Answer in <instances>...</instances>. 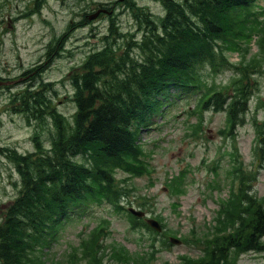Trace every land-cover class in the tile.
I'll return each mask as SVG.
<instances>
[{
  "label": "trees",
  "instance_id": "16d2710c",
  "mask_svg": "<svg viewBox=\"0 0 264 264\" xmlns=\"http://www.w3.org/2000/svg\"><path fill=\"white\" fill-rule=\"evenodd\" d=\"M258 1L161 0L162 13L130 7L140 33L110 31L70 74L75 105L71 121L56 110L49 84H42L39 92H26L20 100L24 113L28 121H42L44 130L33 138L32 152L7 149L3 153L15 167L19 187L8 203L0 205V264H42L35 257L55 240L58 226L103 203L124 210L132 230L154 232L144 218L129 214L126 199L132 188L115 175L140 178L150 173L151 151L139 141L143 129L152 127V119L173 97L201 88L200 69L216 66L221 44L236 46L233 42L243 40L248 25L257 26L259 21L250 10ZM245 80L236 79L225 89L231 93L207 89L199 97V110L223 108L232 128L242 124L249 87ZM256 132L263 143L262 130ZM232 164L228 198L220 201L204 237L191 239L204 246L205 257L184 258L179 264H236L239 255L264 250V200L251 188L256 173L245 171L240 161ZM183 179L182 173L169 179L170 192L183 194ZM137 205L145 210L146 202ZM102 230L99 225L80 240L78 258L72 255L75 260L69 264L78 259V264H105ZM154 235L146 251L131 253L124 245L112 246L108 257L118 264H154V242L164 232ZM161 243L170 246L164 239Z\"/></svg>",
  "mask_w": 264,
  "mask_h": 264
},
{
  "label": "rangeland",
  "instance_id": "374dc122",
  "mask_svg": "<svg viewBox=\"0 0 264 264\" xmlns=\"http://www.w3.org/2000/svg\"><path fill=\"white\" fill-rule=\"evenodd\" d=\"M32 1L0 0V205L8 203L19 187L15 167L3 155L4 151L32 152L33 138L44 130L42 121L38 124L28 121L20 101L32 93L28 90L38 89L33 83L42 80L49 84L56 110L71 121L75 105L71 100L70 74L85 61V54L99 48L102 38L115 29L121 34L137 36L140 33L130 7H145L159 13L163 9L155 0L120 3L117 0H41L34 6ZM256 5L250 11L259 23L256 27L248 25L243 40L233 42L236 46L220 45L221 55L217 53L216 66L200 69L201 88L173 97L163 115L152 119V127L143 129L139 141L146 151H151L150 173L140 178H130L121 172L115 175L125 179L126 186L132 188L126 208L144 211L164 226V235L157 236L158 241L154 242L157 250L154 264H179L184 258L205 257L204 246L191 239L204 237L213 224L220 201L228 198L229 171L234 161H240L245 171L256 173L251 183L252 193L264 200V142L260 143L256 137V129L264 134L263 1L259 0ZM98 9L105 13L113 11L114 17L101 13L91 19L94 23L90 26L80 24L84 14L91 18ZM237 16L242 17L239 13ZM75 24L77 28L73 30ZM246 24H249L247 20ZM66 31L68 37L62 38ZM53 51H56L55 57L50 56ZM239 78L249 83L242 124L232 128L223 108L219 112L209 108L199 110L200 95L204 91L231 93V89H225L231 88ZM195 131L198 132L195 134ZM260 148L263 154L259 153ZM179 173L184 176L181 195L170 192L167 186L168 180ZM140 201L146 202L145 210L138 207ZM99 225L103 228L100 238L106 249L105 264H118L108 257L112 246L124 245L129 252L140 253L149 249L151 238L156 237L146 230H132L124 210L103 203L58 226L55 240L34 257L42 264H69L75 260L71 259L72 255L78 258L80 240L86 239ZM170 238L179 239L182 244L163 246L161 239L169 242ZM261 241L264 245V237ZM78 262L79 259L72 264ZM236 264H264V250L239 255Z\"/></svg>",
  "mask_w": 264,
  "mask_h": 264
},
{
  "label": "flooded vegetation",
  "instance_id": "af4514ba",
  "mask_svg": "<svg viewBox=\"0 0 264 264\" xmlns=\"http://www.w3.org/2000/svg\"><path fill=\"white\" fill-rule=\"evenodd\" d=\"M40 1L41 0H33L31 3H32V6H34V5H38V4H40ZM117 2H119L120 3V1L119 0H117ZM156 2H158L159 4H160V6L162 7V2H161V0H156ZM112 5V4H111ZM113 6V5H112ZM118 7V6H117ZM103 14H109V16H111V18H113L114 17V15H113V11H112V13L111 12H109V13H105V12H102ZM120 13V12H119ZM101 14V13H100ZM88 15H86V14H84V16H83V18H82V20H81V23L80 24H86L85 26H90L91 24H93L94 22L90 19V18H88L87 17ZM100 16V15H99ZM98 16V17H99ZM97 17V18H98ZM85 20V21H84ZM18 21H20V20H18ZM93 22V23H92ZM91 23V24H90ZM73 28V30H75L76 28H77V25L75 24V26L74 27H72ZM68 32L66 31L61 37L62 38H67L68 37ZM50 56L51 57H55L56 56V51H53L51 54H50ZM44 84L43 83V81L42 80H38V81H36L35 82V84L33 83V85L35 86H37L38 87V89L37 90H28V92H39V89H40V91H41V85L42 84ZM1 84H5V83H1ZM39 84H41L40 86H38Z\"/></svg>",
  "mask_w": 264,
  "mask_h": 264
},
{
  "label": "water",
  "instance_id": "95a60500",
  "mask_svg": "<svg viewBox=\"0 0 264 264\" xmlns=\"http://www.w3.org/2000/svg\"><path fill=\"white\" fill-rule=\"evenodd\" d=\"M120 2H122L123 0H119ZM101 12H104L103 10H98L96 11L90 19H95L97 18V16L101 13ZM129 211L136 217L138 218H141L143 217V212H140V211H136L134 209H129ZM147 224L148 226H150L152 229L156 230V231H160V226L159 224L155 221V220H147ZM172 243H175V244H178L179 242L176 241V240H171Z\"/></svg>",
  "mask_w": 264,
  "mask_h": 264
}]
</instances>
